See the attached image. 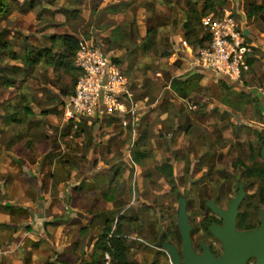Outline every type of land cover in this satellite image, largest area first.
Returning a JSON list of instances; mask_svg holds the SVG:
<instances>
[{"label":"crops","instance_id":"obj_1","mask_svg":"<svg viewBox=\"0 0 264 264\" xmlns=\"http://www.w3.org/2000/svg\"><path fill=\"white\" fill-rule=\"evenodd\" d=\"M20 1L8 41L38 60L15 87L30 114L19 117L20 132L8 119V148L0 145V264H88L103 229L116 223L128 251L132 239L149 236L164 252L157 209L166 195L201 189L205 174L231 172L238 160L247 165L257 132L264 135V0ZM204 13L239 21L252 45L241 79L194 63ZM65 34L98 42L119 64L137 120L66 115L76 71Z\"/></svg>","mask_w":264,"mask_h":264},{"label":"built area","instance_id":"obj_2","mask_svg":"<svg viewBox=\"0 0 264 264\" xmlns=\"http://www.w3.org/2000/svg\"><path fill=\"white\" fill-rule=\"evenodd\" d=\"M202 27L209 37L206 46H198L194 54V63L202 69L231 81L241 79L248 70V59L252 45L243 34L239 21L231 13L219 16L206 15L201 19ZM183 50L191 45L182 40ZM74 64L80 70L75 88L66 100V115L74 117H102L116 114L128 125V119L137 120L138 102L128 78L119 64L102 50L101 45L92 39H79L74 56ZM187 110L196 108L195 103L183 99ZM105 264L110 261L108 253L104 255Z\"/></svg>","mask_w":264,"mask_h":264},{"label":"rangeland","instance_id":"obj_3","mask_svg":"<svg viewBox=\"0 0 264 264\" xmlns=\"http://www.w3.org/2000/svg\"><path fill=\"white\" fill-rule=\"evenodd\" d=\"M20 8L21 7L17 2H13L10 5V13H12L16 9L19 10ZM5 9V19L2 20V23L5 25L7 24L6 26L8 29L9 25L13 26V20H8V17L10 16V14H7L8 4L5 6ZM15 23H17L15 28L18 29L17 26H19L18 24L20 23V19H15ZM13 31L17 32L18 30ZM9 65H19V70L21 71L17 70V73H14V71H7L11 73L13 79H16L15 86H8L3 83V79L1 78L2 74L0 72V145H3L6 148H8V113H11L13 117H17V115L19 117V114H21L22 111L23 104L26 101L25 96L15 90V87H17L16 85H20L21 83L20 81L23 76L22 69L24 66H20V62L18 60L10 59L7 54H0V67H8ZM8 106H10L11 108L9 112ZM16 123L18 122H13V126L16 127L15 131L20 132L18 128L22 129L23 125H20L21 123ZM255 162L257 166L260 165L259 163H262V166H264V160L261 157H257L255 155V158L251 163L250 170H252L253 167L255 168ZM249 164L250 161L247 162V165ZM221 168L223 169L220 174L211 173L205 174L202 177V179L205 180L206 184L201 189H196L194 188L196 185L190 184L189 189L177 191L176 195H166V204H162V206H159L160 208L157 209V212L161 213V224L165 228V233H168L165 239L173 242L178 249L181 248L180 238L175 237L174 228L178 231L176 227L177 194L181 192H183V194H185L189 200V222L198 230V233L195 235V239L206 242L216 253L221 252V245L220 242L215 239L209 232L208 226L210 224L208 225L207 223L208 219L206 221L201 219L200 212L198 210L199 199L217 198L219 201V206L222 208H226L229 203V199L235 196L237 193L238 182L242 181L244 190L247 194L240 204L239 212L245 211L248 219L247 222L256 227L259 226V209L263 208L264 205H262L257 200L256 191L257 188L263 184V180L259 179L257 176L254 177L250 175H244V169L242 168H240L239 171L234 168V170H231V172L225 170V167ZM241 176L244 178L241 179ZM216 219L217 218L215 217H211L210 220L215 221ZM141 239L143 242L141 240H131L134 242V244L129 247L128 253L130 258L134 257L135 260L138 261V264H171L170 256L165 251L161 252V250L157 246V239L155 237L151 239L148 236L141 237ZM147 240H149L150 242L145 245L144 242H146ZM195 247L197 249L199 248L198 245H196ZM254 263L255 260L250 259L246 264Z\"/></svg>","mask_w":264,"mask_h":264},{"label":"water","instance_id":"obj_4","mask_svg":"<svg viewBox=\"0 0 264 264\" xmlns=\"http://www.w3.org/2000/svg\"><path fill=\"white\" fill-rule=\"evenodd\" d=\"M261 158L264 160V141L261 143ZM243 182H238V191L229 199L226 208L217 204L216 199L207 200L210 210L218 216L221 224L212 223L208 230L220 242L221 253L216 256L210 246L200 240L201 252L194 249L191 238L192 224L189 222L187 197L177 194L176 227L180 237L181 248L169 241L161 239L159 245L169 254L171 264H246L254 259V264H264V207L259 210V226L253 229L238 230L236 220L240 204L246 196Z\"/></svg>","mask_w":264,"mask_h":264},{"label":"trees","instance_id":"obj_5","mask_svg":"<svg viewBox=\"0 0 264 264\" xmlns=\"http://www.w3.org/2000/svg\"><path fill=\"white\" fill-rule=\"evenodd\" d=\"M207 1V0H205ZM18 3L20 5V7L22 8L24 6L25 3H21L20 4V0H0V54L4 55L7 54L10 59H16L19 62H23V64L25 65L22 69L23 72V76L21 78V81H23V77L24 74L26 72V66L28 64H34L37 62V53H35L34 55L31 54V52L26 53L25 54H19L16 53L15 51H13L12 47L9 44L8 41V35H9V31L7 29V24H3L2 20L5 19V6L8 4V13L10 14L11 10H10V5L12 3ZM206 3V2H205ZM205 7H207V3L205 4ZM6 14V15H7ZM207 13H204L202 15V17L206 16ZM200 18V24L202 26L201 23V19ZM204 29V28H203ZM205 30V29H204ZM205 41L202 43L200 40L199 44L200 46H206L208 44L209 41V37L207 35V32L205 31ZM61 40H62V45L64 48V52L66 53V57H67V65H69V63L72 65V68L76 71L75 73V78L74 80V85H73V89L72 91L68 94H72L75 88V83H76V79L77 77L80 75V70L75 66L74 64V56H75V52L78 48V39H76L73 35L71 34H65L61 36ZM47 61V60H46ZM49 61V62H48ZM47 63L50 64V60H48ZM20 67L19 65H12V66H2L0 67V72L2 74L1 78L3 79V83H5L8 86H14L16 79H13L11 76L9 71H14V73H17ZM21 71V70H19ZM22 95L25 96V103L23 104L22 107V111L21 115L24 116H28L30 114V111L28 109V105H27V96L25 95V93H21ZM11 110L10 106H8V112ZM10 114V116H9ZM19 116V117H20ZM18 115L17 117H13L11 115V113H8V119L12 122H19ZM9 121V122H10ZM264 139V135L261 134L260 132H257V149H253L252 154L248 157L250 164L246 165L244 164V162H242L241 160H238L235 164V168L241 166L244 169V175H250V176H257L259 179L263 180V184L260 185L257 188L256 191V195H257V200L264 205V166H262V163H259L260 165L257 166L256 162L254 165L255 168L253 167L252 170L251 169V163L255 158V155L258 157H261L260 155V143L261 141ZM244 177L241 176V179H243ZM237 191H238V186H237ZM261 209V208H260ZM259 209V210H260ZM247 215L246 212H238V216H237V220H236V226L238 230H246V229H253L256 226H253L251 224H249L247 222ZM213 220L208 219L207 223L208 225L212 222ZM258 227V226H257ZM174 233H175V237L180 238L178 231L175 230L174 228ZM173 233V234H174ZM168 235V233L163 234V237L166 238V236ZM108 253L110 256V264H135L132 261V258L129 257V253H128V246H127V239L126 237L123 235L122 230L119 228L118 223H116L115 229H111V225H108L107 227H105V229H103L101 236L96 240L95 242V246H94V250H93V254H92V260L90 263L88 264H105L104 261V255Z\"/></svg>","mask_w":264,"mask_h":264},{"label":"flooded vegetation","instance_id":"obj_6","mask_svg":"<svg viewBox=\"0 0 264 264\" xmlns=\"http://www.w3.org/2000/svg\"><path fill=\"white\" fill-rule=\"evenodd\" d=\"M187 197V196H186ZM212 199H216V201H217V204L219 203V201H218V199L217 198H210V199H199V201H198V210H199V212H200V216H201V219L202 220H207V219H211V217H215V218H217L215 221H212L211 223H210V225L212 224V223H216V224H221L222 223V220L218 217V216H216L211 210H210V208L208 207V205H207V200H212ZM219 205V204H218ZM188 207H189V200H188V198H187V211H188ZM209 225V226H210ZM208 226V227H209ZM193 228H192V231H191V238H192V240H193V244H194V249H195V251L196 252H201V249L200 248H196L195 246L196 245H198V242L200 241V240H196L195 239V235L198 233V230H197V228L196 227H194V226H192ZM206 243V242H205ZM181 244V243H180ZM209 245V244H208ZM210 246V245H209ZM177 247V246H176ZM199 247V246H198ZM210 248H211V251L214 253V255H216V256H218L220 253H216V252H214L213 251V249H212V247L210 246Z\"/></svg>","mask_w":264,"mask_h":264}]
</instances>
